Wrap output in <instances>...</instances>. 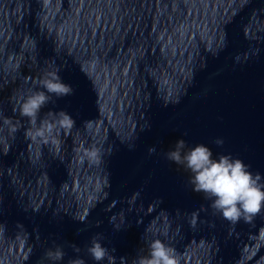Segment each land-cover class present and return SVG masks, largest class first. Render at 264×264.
<instances>
[{
    "label": "water",
    "instance_id": "1",
    "mask_svg": "<svg viewBox=\"0 0 264 264\" xmlns=\"http://www.w3.org/2000/svg\"><path fill=\"white\" fill-rule=\"evenodd\" d=\"M50 73L75 91L36 126L61 110L75 125L32 140L19 104ZM179 139L264 183V0H0V264H37L56 245L57 264H98L96 234L117 264L153 238L181 264H264V210L223 219L166 159ZM91 147L98 164L80 161Z\"/></svg>",
    "mask_w": 264,
    "mask_h": 264
},
{
    "label": "clouds",
    "instance_id": "2",
    "mask_svg": "<svg viewBox=\"0 0 264 264\" xmlns=\"http://www.w3.org/2000/svg\"><path fill=\"white\" fill-rule=\"evenodd\" d=\"M39 84L44 90L31 91L19 104L20 115L28 118L33 125V128L26 132V136L36 140L50 138L60 131L70 132L75 125V120L63 110L57 113L55 120L41 121L39 126L36 125L40 112L45 106L49 103L56 104L58 99L73 95L75 90L55 73L48 74L46 78L40 80ZM3 123L10 124V121L5 119ZM84 123L88 126L91 121ZM11 131L14 132L15 128ZM213 143L222 147L224 140L217 138ZM128 147L133 150L135 145L129 143ZM155 152V147L148 149L149 155ZM165 156L167 160L183 166L189 173L188 183L192 191L202 193L211 202V208L230 223H238L241 219L250 223L264 210V183L260 182L259 175H254L249 170L250 165L242 159L234 158L231 154H220L214 157L212 150L205 144L201 143L189 148L184 139L177 140ZM101 158L102 153L97 147L85 149L80 154L82 163L86 161L89 164H98ZM73 219L78 220L77 217ZM112 222L111 218L110 223ZM114 227L117 231L121 228L117 224ZM82 231L84 230L78 229L77 235ZM102 239V234L93 236L90 245L86 248L87 254L98 264L105 260L107 264H117V257L113 254L115 248L110 250L105 247ZM144 241L146 252L143 248L139 249L130 262L127 256L119 257V264H181L180 254L161 239L153 238ZM71 246L76 253L81 252L80 247L75 244ZM65 255L63 246L56 245L54 248L47 249L37 264H45L46 261L57 264L64 259ZM68 264H86V261L83 258H74L70 259Z\"/></svg>",
    "mask_w": 264,
    "mask_h": 264
}]
</instances>
